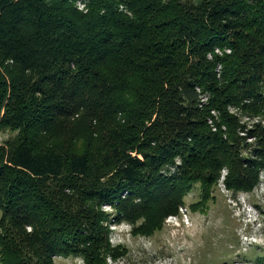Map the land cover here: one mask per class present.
<instances>
[{
    "label": "trees",
    "instance_id": "obj_1",
    "mask_svg": "<svg viewBox=\"0 0 264 264\" xmlns=\"http://www.w3.org/2000/svg\"><path fill=\"white\" fill-rule=\"evenodd\" d=\"M230 106L264 117V0H0V264H104L102 206L148 234L222 169L252 189Z\"/></svg>",
    "mask_w": 264,
    "mask_h": 264
},
{
    "label": "rangeland",
    "instance_id": "obj_2",
    "mask_svg": "<svg viewBox=\"0 0 264 264\" xmlns=\"http://www.w3.org/2000/svg\"><path fill=\"white\" fill-rule=\"evenodd\" d=\"M228 112L237 119L241 138H248L255 124L264 129V117L246 118L244 111L233 106ZM16 136L17 131L9 128L0 131V148ZM254 174L252 189L233 194L224 188L222 169L204 201L199 186H192L177 212L164 217L148 234L134 231L142 220L133 226L117 214V209L102 206L108 215V242L113 249L104 264H264V169ZM122 209L128 211L126 206H120ZM54 264L85 263L80 258L55 257Z\"/></svg>",
    "mask_w": 264,
    "mask_h": 264
}]
</instances>
